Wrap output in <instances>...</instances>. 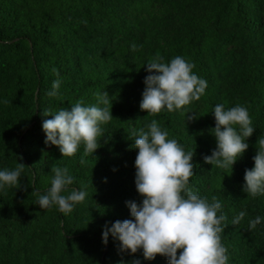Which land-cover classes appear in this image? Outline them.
Instances as JSON below:
<instances>
[{
  "label": "trees",
  "instance_id": "trees-1",
  "mask_svg": "<svg viewBox=\"0 0 264 264\" xmlns=\"http://www.w3.org/2000/svg\"><path fill=\"white\" fill-rule=\"evenodd\" d=\"M25 1L0 0V171L14 170L18 163L25 165L19 185L0 191V264H23L39 247L57 250L59 256L71 257L76 264H169L168 258L160 255L146 260L142 249L135 254L121 251L120 242L111 234L107 244L103 243V231L93 223L98 210L92 203L103 195L118 211L111 226L117 220L133 219L126 202L134 201L139 206L143 199L135 184L138 149L132 147L135 137L131 135L133 129L142 127L133 118L125 91H116L118 97L112 107L126 113L125 126L119 128L109 122L101 125L102 138L116 152L115 161L96 151L84 156L83 144L71 157L61 152L45 157L42 154L46 145L42 123L52 118L43 116V112L55 114L77 102L91 106V87L97 81L124 83L132 81L138 71H143L146 78L150 74L146 64L157 54L166 63L183 57L207 82L201 97L206 111L204 124L216 144L211 130L216 126L214 107L222 103L226 109L236 105L248 109L255 130L246 140L248 149L232 169L204 163L207 155L202 141L182 134L177 111L165 109L152 116L161 119L162 130L170 139H177L186 152L194 151L196 174L190 179V187L209 201L212 196L220 200L227 217L221 235L228 264H264V195L251 197L243 191L245 170L254 167L257 139L264 137V47L258 45L264 37V0H153L163 7L162 14L143 23L126 45L130 54L119 50L117 59L111 57V42L106 39L115 31L127 29L123 7L137 0H114L120 23L116 28L115 23L110 30L98 31L96 37L76 33L65 18H73L71 5L75 7L73 12L84 13L88 3L100 4L102 0H69L71 3L56 6L47 0ZM144 28L152 35H146ZM130 34L131 29H127L126 35ZM233 42L243 49H222V45ZM133 43L136 50L131 47ZM88 54L92 57L87 59ZM58 79V94L48 96ZM199 125L201 122H196L194 129ZM54 165L68 169L73 177L69 189L87 192L85 200L67 215L57 206L42 209L37 204L38 195L46 194L51 187ZM216 174L222 175L221 182L209 186L208 180ZM240 211L246 216L233 225ZM256 217L262 218L261 223L250 230L249 221Z\"/></svg>",
  "mask_w": 264,
  "mask_h": 264
},
{
  "label": "clouds",
  "instance_id": "clouds-1",
  "mask_svg": "<svg viewBox=\"0 0 264 264\" xmlns=\"http://www.w3.org/2000/svg\"><path fill=\"white\" fill-rule=\"evenodd\" d=\"M136 50V44H132ZM195 65L181 56L170 62L157 54L146 64L149 75L142 93L140 108L149 115H157L165 109L169 112L181 110L205 94L207 82L193 72ZM57 72L56 69H53ZM58 75V72H57ZM60 80L52 84L47 93L58 94ZM104 107L83 106L77 102L70 109H61L42 123L46 134V144L59 147L62 156H74L80 145H84V156L93 154L102 137L101 125L114 117L108 105L109 93L97 94ZM5 104L9 103L7 100ZM216 121L214 137L217 147L204 163L227 169L233 167L238 158L248 149L246 140L254 133L248 109L241 105L225 108L224 104L214 107ZM239 128V131L237 130ZM135 137L132 147L138 149L135 159V184L142 203L127 201L133 219L115 221L109 228L105 225L102 233L103 243L107 244L109 234L120 242L121 251L135 254L142 249L146 260H154L157 255L165 256L169 264H228L227 248L222 242V233L227 217L221 211L222 204L216 196L211 201L201 197L190 187L196 165L193 163L194 151H185L177 139L169 138L153 119L144 129H133ZM101 139H99L100 141ZM258 149L254 156V167L245 170L243 191L251 196L264 195V137L258 138ZM100 144V143H99ZM81 164L84 163L83 157ZM24 164L18 163L14 170L0 171V191L17 187L24 171ZM54 177L46 194L38 195L37 204L42 209L57 206L65 215L73 211L76 204L82 203L87 192L68 186L73 177L67 168L53 166ZM20 188V187H19ZM67 193L62 194V193ZM246 216L245 211L236 215L232 224H239ZM261 217L249 221V229L254 230L261 223ZM180 250L179 256L177 252ZM134 264H139L138 261Z\"/></svg>",
  "mask_w": 264,
  "mask_h": 264
},
{
  "label": "rangeland",
  "instance_id": "rangeland-1",
  "mask_svg": "<svg viewBox=\"0 0 264 264\" xmlns=\"http://www.w3.org/2000/svg\"><path fill=\"white\" fill-rule=\"evenodd\" d=\"M33 0H26L25 2H29ZM69 0H47V2L53 6L58 4L65 3ZM107 1V4H106ZM114 0H102V2L96 3L91 2L88 3L86 9H84V13H76L73 12L75 7L70 6V15H73V18L70 16L66 17L65 20L68 23H71L73 29L76 30V33H80L85 37L92 35L93 37L98 34V31H103L107 29H111L112 25L116 28V25L120 22L117 19V11L115 8ZM23 4V3H21ZM124 11L127 13V17L124 21L127 29H131L130 36L126 35V31L122 30L121 32L112 33L111 38L106 39V42H111L110 46H112V56L114 59L118 58V51L122 50L126 54H130V50L126 47L129 40L131 39V35H137V30L142 29L143 23L147 22L150 17H158L162 14L163 7H161L158 3L153 0H137V2L128 3L123 7ZM73 12V13H72ZM118 22V23H117ZM262 26L264 27V17L262 20ZM113 28V29H114ZM114 31V30H113ZM144 33L147 35H152V31L150 29L144 28ZM145 35L144 40H146L147 36ZM258 34H256V37ZM254 43L251 42L250 45ZM259 48L264 47V37L258 43ZM106 46V45H105ZM110 46H108L109 49ZM107 48V46H106ZM222 49L226 51H235L242 50L243 46L240 43H229L222 45ZM106 50V49H105ZM99 51H94V54H98ZM208 55L207 52L204 53ZM89 54L87 55V59L91 58ZM144 73L143 71H138L131 77L132 81H126L121 83L122 81H112L115 84L109 83V81H97L95 86L91 87V106L104 107V105L99 103L98 95L103 94L105 91L109 93V101L108 105L109 109H111V102L113 107V101L117 99L116 91H125V95L127 97V102H129V107L133 114L134 120L141 125L142 129L147 131V125L151 123L153 119H155L162 129V121L160 118H156L152 115H149L146 111L141 110L140 103L142 101V93L146 87L144 83ZM113 119L109 122L119 128L125 126L128 117L124 111L116 112L113 108L111 109ZM179 116L181 118L180 131L183 135H190L191 139L201 140L203 143V149L207 156L212 154V151L216 149L217 144L211 139L210 131L207 126L204 124V117L206 115L205 106L202 102V99L198 101H193L189 105L185 106V108L181 110H177ZM146 117H149L146 119ZM200 121L201 125L194 129L195 123ZM99 139H101L99 141ZM100 143V144H99ZM98 147L96 152L101 156H105L110 158L112 161L116 159V152L113 147L106 143L105 140L100 137L98 138ZM60 152L59 147L55 145L46 144L43 148V157L46 154ZM225 173V171H223ZM223 173V174H224ZM221 174H216L213 178L208 180L209 186H217L221 182ZM106 195L101 196L94 203H92L97 208V214L93 220L95 228L102 232L105 230V225L108 227L111 226V222L116 219V213L118 211L115 210V207L109 205L105 200ZM21 264V263H20ZM23 264H76L75 260L68 256H59L57 254V250H52L46 247H39L30 252L28 257L24 260Z\"/></svg>",
  "mask_w": 264,
  "mask_h": 264
}]
</instances>
